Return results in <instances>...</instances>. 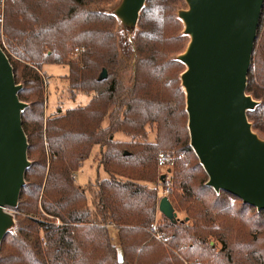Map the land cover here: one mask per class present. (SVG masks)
Wrapping results in <instances>:
<instances>
[{
  "label": "trees",
  "instance_id": "obj_1",
  "mask_svg": "<svg viewBox=\"0 0 264 264\" xmlns=\"http://www.w3.org/2000/svg\"><path fill=\"white\" fill-rule=\"evenodd\" d=\"M117 1L6 2L0 45L28 104L22 121L31 165L0 264H264V210L207 185L190 144L186 65L177 59L189 36L175 14L185 0H147L134 46L118 39L117 17L102 10ZM51 65L67 68L62 102L84 95L88 103L47 114ZM247 93L259 101L248 119L264 136V10ZM95 147L105 176L80 184ZM162 152L175 155L163 171ZM154 183L170 188L184 217L158 210Z\"/></svg>",
  "mask_w": 264,
  "mask_h": 264
},
{
  "label": "water",
  "instance_id": "obj_2",
  "mask_svg": "<svg viewBox=\"0 0 264 264\" xmlns=\"http://www.w3.org/2000/svg\"><path fill=\"white\" fill-rule=\"evenodd\" d=\"M147 0H120L113 14L133 34ZM178 12L190 37L177 59L186 93L190 144L209 176L207 185L227 191L264 210V139L247 112L258 101L247 93L264 0H186ZM107 77L104 70L100 79ZM13 65L0 45V249L15 227L12 213L19 204L31 165L22 115L28 104L19 97ZM158 210L171 220L177 212L167 195Z\"/></svg>",
  "mask_w": 264,
  "mask_h": 264
},
{
  "label": "rangeland",
  "instance_id": "obj_3",
  "mask_svg": "<svg viewBox=\"0 0 264 264\" xmlns=\"http://www.w3.org/2000/svg\"><path fill=\"white\" fill-rule=\"evenodd\" d=\"M119 1L120 0H118L115 3H111V4L104 6V8L102 10L105 12L112 11L113 8L119 3ZM182 9H188V3L186 2V0L182 5L175 7L176 16H178V12ZM4 17H5V13H4ZM4 17L2 19H0L1 35H3ZM182 24L184 27L183 21H182ZM115 26L116 27H115L114 32L117 35L118 39L119 40L125 39V41L130 42L131 46H132L134 34H130V32L127 29L123 28V25L118 18L116 20ZM186 39L189 42L190 37H186ZM185 48H184V50H185ZM176 55H178V54L174 53L173 55H171V57L174 58ZM134 60H132L133 61L132 64H134ZM47 69H48L49 74H51L50 84H49V92H48L47 110H46L47 114L53 113L54 111L58 110V108H61V111L64 112L69 107H74L77 105H85L86 103H88L90 98L87 96H84V95H80L76 101L67 100L66 102L64 101V103H63L62 100H65V88H66L65 85H66V83L64 84V82L60 78V75L65 74L67 72V68L64 67L63 65H51V66H48ZM187 120H188V118H187ZM261 138L264 139V136H261ZM98 149H99V147H95V150L93 151L92 156L90 157L89 160L86 161L85 166L82 169V171L79 174H77L76 180L79 183L83 184L85 182H88L90 178H92V180H94L97 177L98 172L100 173L101 176H103V177L105 176L104 170H102V169L99 170L98 164L96 163L95 156L99 151ZM173 156L175 157V155H173ZM168 166L169 165H167L165 168H163L162 171L166 170L168 168ZM78 176H79V178L77 179ZM154 187L158 188V183H154ZM165 192H166L165 189H163L160 186L159 187L160 199L166 195ZM12 213L14 214L13 211H12ZM184 215H185L184 212H177V216H179V217H184ZM55 220H56L55 221L56 225L61 224V221L58 218H56ZM17 227H18V223L16 220L14 231H17V229H18ZM115 233H116L115 231H112L113 235H115ZM186 264H188V262H186Z\"/></svg>",
  "mask_w": 264,
  "mask_h": 264
},
{
  "label": "built area",
  "instance_id": "obj_4",
  "mask_svg": "<svg viewBox=\"0 0 264 264\" xmlns=\"http://www.w3.org/2000/svg\"><path fill=\"white\" fill-rule=\"evenodd\" d=\"M6 2L7 0H0V19H2L4 17V13H5V8H6ZM78 51V50H76ZM173 161V156H171L169 153L167 152H162L159 155V159H158V166L159 168H163L169 164H171ZM160 186H158L159 189ZM169 187L165 190L166 195L169 192ZM154 230L156 231L155 235L158 239H162V237L164 236V234L162 232L157 231L156 228V224L152 225Z\"/></svg>",
  "mask_w": 264,
  "mask_h": 264
},
{
  "label": "crops",
  "instance_id": "obj_5",
  "mask_svg": "<svg viewBox=\"0 0 264 264\" xmlns=\"http://www.w3.org/2000/svg\"><path fill=\"white\" fill-rule=\"evenodd\" d=\"M79 178V176L77 177V179ZM78 182V181H77ZM79 183V182H78ZM86 183V182H85ZM81 184V183H80ZM84 184V183H83ZM115 237V243H116V245L118 246V251H119V256L120 257H122V254H123V252H122V248L119 246V243H118V239H117V235H116V233H115V235H114Z\"/></svg>",
  "mask_w": 264,
  "mask_h": 264
},
{
  "label": "flooded vegetation",
  "instance_id": "obj_6",
  "mask_svg": "<svg viewBox=\"0 0 264 264\" xmlns=\"http://www.w3.org/2000/svg\"><path fill=\"white\" fill-rule=\"evenodd\" d=\"M263 10H264V7H263ZM262 13H263V11H262ZM262 16V15H261ZM260 26V25H259ZM259 30V29H258ZM257 40H258V36H257ZM257 42V41H256ZM255 48H256V46H255ZM259 102V101H258ZM259 104V103H258Z\"/></svg>",
  "mask_w": 264,
  "mask_h": 264
}]
</instances>
